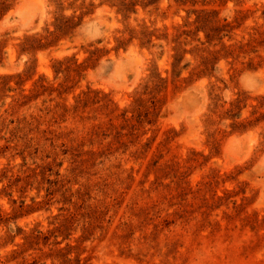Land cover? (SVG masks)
<instances>
[{
  "label": "rangeland",
  "instance_id": "rangeland-1",
  "mask_svg": "<svg viewBox=\"0 0 264 264\" xmlns=\"http://www.w3.org/2000/svg\"><path fill=\"white\" fill-rule=\"evenodd\" d=\"M0 264H264V0H0Z\"/></svg>",
  "mask_w": 264,
  "mask_h": 264
}]
</instances>
